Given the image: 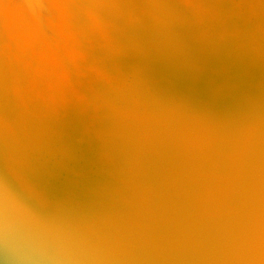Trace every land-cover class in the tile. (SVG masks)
<instances>
[{
  "label": "bare ground",
  "instance_id": "6f19581e",
  "mask_svg": "<svg viewBox=\"0 0 264 264\" xmlns=\"http://www.w3.org/2000/svg\"><path fill=\"white\" fill-rule=\"evenodd\" d=\"M39 1L44 34L70 65L75 85L66 83L62 62L38 33L24 0H0V192L16 178L19 183H12L13 190L28 188L31 182L13 166L14 150L17 146L25 154L38 140L45 155L54 158L49 170L53 181L81 187L86 196L96 195L93 180L112 188L118 201L111 210L114 226L116 220L124 225L119 218L133 216L122 211L123 202L136 203V214L153 218L156 232H143L151 234L156 247L163 248L160 240L167 237L179 243L173 251L181 250L175 230L187 215L184 194L193 205L202 203L203 193H190L195 187L191 184L215 166L214 151L202 133L210 124L204 111L208 106L204 99L198 104L187 101L186 87L176 80L180 74L175 70L166 77L160 69L139 64L138 73L130 72L137 79L125 86L113 71L122 67L116 52L124 44L132 48L130 42L144 36L154 42L162 39L160 44L171 46L173 57L183 54L186 61L201 64L198 78L208 86L207 96L224 124L232 122V110L246 119L254 113V121H246L245 127L255 144L256 131L251 129L258 124L264 131V114L258 112L264 107V0ZM144 77L179 85L167 82L170 89L161 86L162 96L145 82L140 98L131 96ZM42 121L52 123L51 129ZM15 136L22 137L19 145ZM231 153L224 155L227 164ZM238 154V181L245 179L251 189L254 183L264 184V161L256 146ZM30 169L35 170L33 164ZM30 177L37 182L40 176ZM246 189L240 193L245 200L251 192ZM227 194L237 201L235 188L222 196ZM31 195L29 206L36 210L42 198ZM5 198L11 205L12 198ZM62 214L67 227L77 232L72 225L78 221L76 215L66 210ZM85 247L88 264L112 260L101 259L95 246ZM169 255L168 263L177 264L179 258L171 262Z\"/></svg>",
  "mask_w": 264,
  "mask_h": 264
},
{
  "label": "water",
  "instance_id": "95a60500",
  "mask_svg": "<svg viewBox=\"0 0 264 264\" xmlns=\"http://www.w3.org/2000/svg\"><path fill=\"white\" fill-rule=\"evenodd\" d=\"M24 2L38 33L48 42L40 19L42 9L40 1L24 0ZM138 39L139 41L130 42L132 48L124 44L121 46V52H116L121 57L122 67L118 71H113L121 77L125 86H130L131 80L137 79H133L130 72L137 71L139 64L156 68V71L160 69L161 73H167L166 77L171 76L170 70H175L180 74L177 75L180 79L176 80L186 87L187 101L198 104L204 99L208 106L204 111L210 118V124L202 133L204 139L208 141L207 144L211 145L214 151L215 166L213 171L204 170V175L199 176L198 181L196 179L191 184L195 187L190 193L197 190L203 193L202 203L195 206L187 201L188 194H184L183 208L187 215L183 218L181 226L178 223L175 230L180 234L181 250L173 251L179 243L172 240L168 242L167 237L160 240V243L164 242L163 248L156 247L151 234H144L149 230L156 232L153 218L136 214V209L140 207L136 203L123 202L122 211H129L133 216L130 215L131 220H127L126 216L119 218L124 225L121 226L116 220L117 224L114 226L112 220L115 218L111 215V210L118 201L111 192L112 188H105L93 180L92 189L96 191V195L86 196L81 187L60 186V183L53 181L50 178L53 175L50 167L54 165L52 161L54 158L45 155L37 140V145H29L25 154H21L22 151L17 150V146L14 150L16 161L12 164L16 173L19 171L29 180L28 182H31L27 185L28 188L22 189L19 186L13 190L15 186L12 183L17 185L19 183L16 178L13 182L6 183V190L3 188L1 191L4 195L0 192V264H88L84 259L90 256L85 247L87 245L95 246L101 259H112L109 264H169L165 257L167 253H172L168 257L171 258V262L179 258L177 264H264V192H261L262 189L264 190V184L261 180L262 183H254V189H251L245 179L242 182L238 181V174L236 175L234 171L240 162L235 163L234 156L239 155V152L242 155L246 148H253L254 145L256 153L261 155L264 161L262 126L257 124L255 129H251L256 131L257 141L254 144L245 127L246 121H254V113L249 114L246 119L242 118L239 111L232 110L229 118L233 124H230L232 122L224 124L222 118L220 119L221 113L212 106V98L207 96L208 86L198 78L201 64L186 61L183 54L171 56L169 54L172 50L169 49L171 46L164 48L160 44L163 42L162 39H157L156 42L144 36ZM48 46L53 48L58 60L62 62L66 83L75 85L72 81L70 65L63 61L58 48H54L57 46L49 42ZM125 61L132 63L127 62V64ZM138 72L139 70L135 73ZM145 82L149 90L156 95H162L164 89H170L169 84L179 85L175 81L170 83L164 79L154 83L144 77L133 87L131 96L140 98ZM161 86L164 88L162 92ZM82 95L85 97L86 92ZM258 112L264 114V107ZM51 124H45L43 121L41 123L48 130L51 129L49 127ZM15 137L16 145H19L21 141L18 139L22 137ZM227 151L232 153L226 158H233L229 164L224 157ZM32 164L35 170L30 169ZM35 174L40 176L37 182L30 177ZM35 186L38 189H35ZM232 188L236 189L237 201L229 196L230 194L225 195V198L222 196ZM246 188L251 189L250 191L255 194V201L251 192L247 200L240 196L241 191H247ZM29 192L35 195V199L38 197L39 200V195L42 198L36 210L29 206L30 198H33ZM6 196L12 198L11 205L6 200ZM25 198L27 199L24 200ZM109 198L117 202H106ZM64 210L75 214L78 218L77 223L72 221L77 232L64 223L65 216L62 214ZM195 219L197 222H194ZM161 249L162 252L154 251ZM175 253L179 254L175 257Z\"/></svg>",
  "mask_w": 264,
  "mask_h": 264
}]
</instances>
